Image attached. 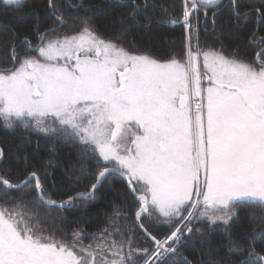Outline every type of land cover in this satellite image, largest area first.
I'll list each match as a JSON object with an SVG mask.
<instances>
[{
  "label": "snow or ice",
  "instance_id": "1",
  "mask_svg": "<svg viewBox=\"0 0 264 264\" xmlns=\"http://www.w3.org/2000/svg\"><path fill=\"white\" fill-rule=\"evenodd\" d=\"M107 2L123 9L122 33L181 26V48L157 53L123 34L106 37L87 14L69 26L72 0H46L50 23L41 31L35 11L31 38L9 29L0 40L9 54L0 57V126L71 140L83 161L65 174L89 183L61 194L51 162L25 155L22 168L0 166V264H194L183 249L220 225L230 246L206 264H264V215L245 233L248 244L232 233L242 209L264 213V0L244 11L240 0ZM25 3L0 0V15ZM223 11L241 28L254 20L251 59L228 51L222 33L201 44ZM7 158L0 147V162ZM117 182L124 199L97 232L69 231L63 215L47 222Z\"/></svg>",
  "mask_w": 264,
  "mask_h": 264
},
{
  "label": "trees",
  "instance_id": "2",
  "mask_svg": "<svg viewBox=\"0 0 264 264\" xmlns=\"http://www.w3.org/2000/svg\"><path fill=\"white\" fill-rule=\"evenodd\" d=\"M45 2L46 0H26L23 8L19 10L9 9L7 15H0V40H7L12 36L10 28L17 30L18 39H22L25 35L31 38L33 26L37 22V17L34 15L35 11L40 13V30L43 31L50 23L45 13ZM138 2H143V0H138ZM149 2L151 3V0ZM173 2L179 4L180 0H156L157 4L165 6ZM226 2L227 0H225ZM240 2L243 5L241 11H244L248 6H259L260 0H240ZM72 3L77 4V8L67 9L66 16L69 26L78 24L80 21L77 17L87 14L93 17L94 22L104 36L115 38L123 34L126 37L125 43L134 40L137 44L150 46L157 53L179 51L183 43L184 34L179 25L171 26L160 23L154 24L150 29L140 27L122 33L119 18L123 9L118 4H109L107 0H82V4L79 0H72ZM90 4L94 7L86 13L85 9ZM211 11H215V9L209 11V16ZM157 12H159V9H157ZM176 12H180L179 7L176 8ZM217 19L218 24L215 32L210 21L207 25L208 32L201 31V44L203 45L205 42L214 44L216 35L222 33L228 51L239 47L241 56L251 59L255 52L259 50L258 45H250L247 40L256 28L254 20H250L247 27L241 28L229 19L228 11L220 13ZM259 35H264V32H260ZM8 55L7 52L0 50V57ZM24 137H28V139L25 140ZM0 147L5 148L8 156L6 161L0 162V166L10 165L13 168H22L25 163V155H27L29 162H35L37 159L40 160L42 165L51 162L55 167L47 170L52 172L55 190L61 194L68 191L69 186L76 190H83L89 183L84 181L77 186L65 174V170L70 169L72 164L83 161V158L78 156L71 140L48 139L34 131L22 132L20 126H16L14 129H5L0 126ZM123 187L121 183L117 182L111 188L102 189L99 199L87 207L81 203L77 208L65 210L63 213L56 209L53 211V215L47 219V222L51 224L52 220H58L63 215L66 217L64 227L67 230L71 231L77 227H83L87 233H95L105 227L107 218L113 213L114 204H120L124 199ZM53 198L61 199L63 195L53 196ZM40 211L43 213L45 209L41 208ZM262 215L264 213L259 209L254 211L242 209L239 213V219L232 227L233 237L240 240L242 244H248L250 241L245 233L251 232V228L261 221ZM203 240L204 243H201V237L197 234L196 242L194 244L189 243L183 249L185 254L194 261V264H206L208 261H215L224 257L227 248L230 246L228 233L222 225L214 227L210 233L206 232ZM255 243L258 245L259 240H255Z\"/></svg>",
  "mask_w": 264,
  "mask_h": 264
}]
</instances>
